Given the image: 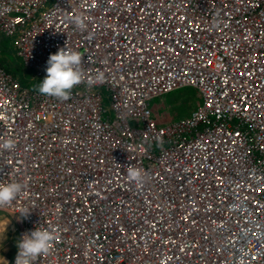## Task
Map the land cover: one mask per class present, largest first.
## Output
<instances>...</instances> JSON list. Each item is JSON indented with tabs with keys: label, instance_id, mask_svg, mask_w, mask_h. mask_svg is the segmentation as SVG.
Instances as JSON below:
<instances>
[{
	"label": "built area",
	"instance_id": "obj_1",
	"mask_svg": "<svg viewBox=\"0 0 264 264\" xmlns=\"http://www.w3.org/2000/svg\"><path fill=\"white\" fill-rule=\"evenodd\" d=\"M0 35L33 80L67 47L104 74L60 101L0 64V183L27 185L0 211L58 233L36 264H264V0H0ZM187 87L185 118L150 105Z\"/></svg>",
	"mask_w": 264,
	"mask_h": 264
},
{
	"label": "clouds",
	"instance_id": "obj_2",
	"mask_svg": "<svg viewBox=\"0 0 264 264\" xmlns=\"http://www.w3.org/2000/svg\"><path fill=\"white\" fill-rule=\"evenodd\" d=\"M73 24L79 30L86 29L82 16H76ZM83 59L82 53L68 47L60 48L57 53L51 54L47 61L46 76L39 84L38 92L60 101H68L71 99L72 90L81 83H86L88 87L103 83V72H98L85 81ZM2 147L12 149L14 144L9 140ZM127 176L138 188L143 187L146 182V174L140 168L129 166ZM26 187L27 185L22 182L0 183V209L10 206ZM22 215L26 217L28 213ZM57 239L58 233L55 228L37 227L34 231L23 234L17 242L18 254L15 264H36L40 257L51 253Z\"/></svg>",
	"mask_w": 264,
	"mask_h": 264
},
{
	"label": "rangeland",
	"instance_id": "obj_3",
	"mask_svg": "<svg viewBox=\"0 0 264 264\" xmlns=\"http://www.w3.org/2000/svg\"><path fill=\"white\" fill-rule=\"evenodd\" d=\"M10 49L13 52H10ZM14 50L10 39L0 37V51L6 56H1V59L3 58L2 60L6 62L9 61L14 66L15 73H20L17 70L18 67H20L21 72H26V69L22 66V59L16 56ZM42 81L43 79H37L35 84H40ZM199 101L200 97L196 90L187 87L165 97L156 98L150 105L164 106L167 111V119H181L189 116L196 109ZM18 239L16 220L11 214L0 211V264H7L10 260H13L18 248Z\"/></svg>",
	"mask_w": 264,
	"mask_h": 264
},
{
	"label": "trees",
	"instance_id": "obj_4",
	"mask_svg": "<svg viewBox=\"0 0 264 264\" xmlns=\"http://www.w3.org/2000/svg\"><path fill=\"white\" fill-rule=\"evenodd\" d=\"M13 52V50L12 49H10V52ZM15 52V51H14ZM17 56V55H16ZM22 66L24 67V64H23V62H22ZM9 72H11L13 75H15V76H17V78H19L20 79V81H21V83L24 85V86H27V87H38L39 86V84H35V80H37V79H32V76H33V74H32V71L31 70H29V69H27V68H25L26 70V72H21L20 71V67H18L17 68V70L20 72V73H15L16 72V70L14 69V68H11V67H9V66H7V67H5ZM30 73H29V72Z\"/></svg>",
	"mask_w": 264,
	"mask_h": 264
},
{
	"label": "crops",
	"instance_id": "obj_5",
	"mask_svg": "<svg viewBox=\"0 0 264 264\" xmlns=\"http://www.w3.org/2000/svg\"><path fill=\"white\" fill-rule=\"evenodd\" d=\"M0 37H3V38H6V37H4V36H2V35H0ZM0 64H2L4 67H7V66H9V67H12V68H14V66L8 61V62H6V61H3L2 59H1V56H3V57H6L1 51H0Z\"/></svg>",
	"mask_w": 264,
	"mask_h": 264
},
{
	"label": "bare ground",
	"instance_id": "obj_6",
	"mask_svg": "<svg viewBox=\"0 0 264 264\" xmlns=\"http://www.w3.org/2000/svg\"><path fill=\"white\" fill-rule=\"evenodd\" d=\"M17 77V76H16Z\"/></svg>",
	"mask_w": 264,
	"mask_h": 264
}]
</instances>
